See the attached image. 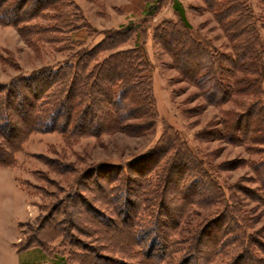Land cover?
Here are the masks:
<instances>
[{
    "label": "trees",
    "instance_id": "1",
    "mask_svg": "<svg viewBox=\"0 0 264 264\" xmlns=\"http://www.w3.org/2000/svg\"><path fill=\"white\" fill-rule=\"evenodd\" d=\"M161 1L148 5L147 15H152ZM201 1L222 29L229 53H209L201 47L187 32L183 17L175 25L163 23L157 34L171 59L177 61L181 77L198 88L207 105L222 108L229 104L234 108L224 111L220 123H216L220 125L201 131L200 137L233 146L248 145L246 151L259 157L246 163L257 187L247 189L220 182L216 171L225 164L205 162L185 142L167 134L125 164L109 165L108 217L91 206L83 211L75 203L72 193L77 180L69 186L68 198L62 202L65 207L57 206L49 216L41 217L40 229L22 247L16 245L17 253L35 248L53 264L264 263V246L254 238L257 231L248 232L251 228L241 210L243 203L231 193L238 189L246 199L264 204V18H255L248 0ZM258 1L264 6V0ZM7 2L0 0V26L15 28L23 35L25 32L24 38L49 34L43 40L38 38L49 43L57 41L54 34H64L68 35L67 42L76 45L86 38L82 30L85 26L78 23L80 18L67 12L62 1ZM174 3L179 8V3ZM48 10L54 13L49 15ZM37 19H49L52 25L41 28L30 24ZM129 26L107 35L98 46L85 52L82 60L0 84L1 167L13 166L14 153L21 151L24 140L35 133L59 134L66 143L116 133L129 137L149 135L156 123V110L143 51L134 47L110 54L102 61L95 58L100 48L114 50L126 43L134 31ZM191 55L205 58V63L186 69ZM239 163L243 162H232L230 166ZM101 167L89 166L81 176L93 171L92 182L98 185V192L106 195L101 181L108 174L103 173L100 179ZM70 207L77 215L72 216L71 211L68 218ZM56 214H62V219H57ZM80 218L92 225L94 230H87L89 236H108L109 257L75 239L68 248L63 244L68 254L60 248L53 253L51 246H60L61 234L68 231L65 225L79 226ZM139 219L147 220L148 225L135 223ZM23 224L27 223H18L17 227ZM107 245H101L104 251H108ZM131 248L137 250L133 252ZM124 253L134 260L125 262Z\"/></svg>",
    "mask_w": 264,
    "mask_h": 264
},
{
    "label": "rangeland",
    "instance_id": "2",
    "mask_svg": "<svg viewBox=\"0 0 264 264\" xmlns=\"http://www.w3.org/2000/svg\"><path fill=\"white\" fill-rule=\"evenodd\" d=\"M14 1L9 0L10 3ZM61 1L67 12L75 13L80 18L78 23L85 26L82 30L86 33V38L76 45L74 42H67L68 35L54 34L58 38L57 41L48 43L38 38L43 40L49 34L41 33L27 39V36L23 37L25 32L23 35L15 28L0 26V84L29 77L42 69L56 68L64 62H77L85 52L98 46L107 35L124 30L130 25L134 31L130 33L126 43L114 50L100 48L95 58L102 61L110 54L134 47L143 51L150 72L156 123L149 135L141 137L116 133L98 139L79 140L76 143H66L62 136L55 133H35L27 137L21 151L13 155V166L8 167V170L0 166V264H16L18 259L28 264H50L40 259L44 253L35 248L17 256L16 245L19 248L30 241L32 234L40 229L38 227L41 226V217L49 216L57 206L65 207L62 202L68 198L69 186H74L77 180L78 186L72 193L75 203L83 211L91 206L108 217L109 165L125 164V161L156 145L167 134L185 142L186 147L205 162L215 166L225 164V167L216 171L220 182L247 189L257 187V184L252 182L254 176L246 163L252 159L258 160L259 157L246 151L248 145L233 146L223 140L200 137L201 131L203 133L220 125L216 123H220L224 111L234 108L229 104L222 108L207 105L202 100L198 88L181 77L177 61L171 59L162 46L160 35L157 34L163 23L171 22L170 24L175 25L178 19L183 17L188 24L187 32L201 47L209 53H229L230 47L222 29L201 0H163L152 15H147V11L148 5H153L154 0H59L60 3ZM174 1L179 3V8H176L177 3ZM248 1L255 18H264V6L258 0ZM46 13L52 15L54 11L48 10ZM30 24L46 28L50 27L52 22L49 19H37ZM195 63L203 64L205 58L189 56L186 69H191ZM236 161L243 163L236 167L233 164L234 167L231 168L230 163ZM89 166H102L100 179L103 173L108 174L106 179L101 181L106 195L98 192V185L92 182L93 171L89 172L90 175L81 176V172L90 169ZM231 193H235L243 203L241 210L245 211L249 219L246 225L251 228L248 232L253 234L257 231L254 235L255 241L264 246V204L246 199L238 189L231 190ZM225 195L229 197L227 192ZM59 202L61 204L57 205ZM65 203H68L67 200ZM72 210L75 209L68 208V218L71 217ZM76 215L77 213L72 211V216ZM56 217L62 219V214ZM24 218L27 220L22 223L27 224L17 228V223ZM79 220L80 227L64 224L68 231L61 234L60 246L58 243L51 246L53 253L57 252L58 248H68L72 239H75L109 257V239H106L108 236L102 239L98 234L89 236L87 230H94L92 225L85 219ZM135 223L148 225L144 219L135 220ZM135 229L136 225L133 231ZM103 244H108V251L103 250ZM136 250L130 249L133 252ZM64 251L68 254L67 250ZM124 256L125 262L134 260L128 259L126 253Z\"/></svg>",
    "mask_w": 264,
    "mask_h": 264
},
{
    "label": "crops",
    "instance_id": "3",
    "mask_svg": "<svg viewBox=\"0 0 264 264\" xmlns=\"http://www.w3.org/2000/svg\"><path fill=\"white\" fill-rule=\"evenodd\" d=\"M1 168V167H0ZM3 169H7L8 170V168H3ZM25 220H27V218H24L22 221H20V222H18V223H22V222H25ZM18 223H17V226H18ZM18 228V227H17ZM17 238L18 237H16V239H15V241L17 242ZM15 251V250H14ZM28 252H31V251H24V252H22V253H16V251H15V254L17 255V256H20V255H24V254H26V253H28ZM42 261H44V262H50V264H53V263H51V261H50V259H49V257H47L45 254L44 255H42L41 256V258H40ZM16 264H28V262L27 263H22L21 262V260L19 261V259H18V261H17V263Z\"/></svg>",
    "mask_w": 264,
    "mask_h": 264
}]
</instances>
